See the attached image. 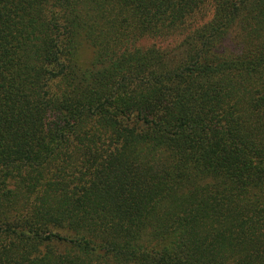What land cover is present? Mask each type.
<instances>
[{
  "label": "trees",
  "instance_id": "1",
  "mask_svg": "<svg viewBox=\"0 0 264 264\" xmlns=\"http://www.w3.org/2000/svg\"><path fill=\"white\" fill-rule=\"evenodd\" d=\"M0 264H264V0H0Z\"/></svg>",
  "mask_w": 264,
  "mask_h": 264
},
{
  "label": "rangeland",
  "instance_id": "2",
  "mask_svg": "<svg viewBox=\"0 0 264 264\" xmlns=\"http://www.w3.org/2000/svg\"><path fill=\"white\" fill-rule=\"evenodd\" d=\"M81 58L83 62L89 63L92 58V50L88 47V45H84L81 51Z\"/></svg>",
  "mask_w": 264,
  "mask_h": 264
}]
</instances>
